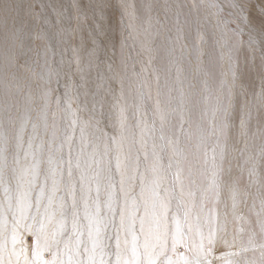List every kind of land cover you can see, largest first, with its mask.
<instances>
[{
	"label": "snow or ice",
	"instance_id": "obj_1",
	"mask_svg": "<svg viewBox=\"0 0 264 264\" xmlns=\"http://www.w3.org/2000/svg\"><path fill=\"white\" fill-rule=\"evenodd\" d=\"M115 4L122 38L111 56L98 35L75 42L86 16L72 0L75 27L54 11L58 47L41 28L40 58L15 65L23 83L0 108V264H264V193L249 206L244 166L234 178L227 147L241 52L264 44V7L257 26L242 0L191 4L203 15L196 37L212 49L194 44V58L227 64L219 91L229 103L205 128L176 86L178 68L173 80L175 61L164 63L175 52L169 20L179 39L188 5ZM258 98L264 106V86ZM248 131L241 115L239 135ZM247 174L264 188L254 165Z\"/></svg>",
	"mask_w": 264,
	"mask_h": 264
},
{
	"label": "rangeland",
	"instance_id": "obj_2",
	"mask_svg": "<svg viewBox=\"0 0 264 264\" xmlns=\"http://www.w3.org/2000/svg\"><path fill=\"white\" fill-rule=\"evenodd\" d=\"M159 2L163 3L164 0ZM169 2L188 6L183 8L179 17V27L182 29L179 39H176L178 34L175 15L173 14L169 20L173 39L176 40L175 52L171 57L165 56L164 63L167 64L169 60L175 61L171 66L172 77L175 80L178 68L179 82L176 86L182 88L187 97L191 119L194 125L201 124L208 128L212 121V110L218 102L225 106L229 103V97L219 91V81L222 78L220 74L227 72V64L209 62L206 57L205 63L201 65L192 54L194 44L196 47L212 51L196 37V30L203 23V15L193 11L191 4L199 0H169ZM136 3L139 5L140 0H136ZM242 3L246 6L245 11L259 26L260 10L264 7V0H242ZM173 7L175 10V5ZM55 10L64 13L62 16L64 26H76V13L72 8V0H0V108L9 97L14 98L17 84L23 83L19 79L20 74L15 65L40 58L41 45L34 39L35 33L47 27L53 47H58V37L55 35ZM79 14L86 16V20L80 23V31L77 33L75 42L79 43L80 37L87 42L91 36L98 35L105 45V58L111 56L113 46L122 38V17L114 0H80ZM235 18V16L226 15L225 20L230 23ZM45 20L51 23L45 25ZM97 25H99L98 30ZM209 31H211L210 28ZM233 31L238 29L233 27ZM262 56H264V44L260 49L249 52L245 48L241 52L242 90L237 87L231 94L236 122L229 131L227 139L228 161L232 167V176L234 178L240 176V166H244L239 186L241 191L248 193L246 199L249 206L253 200H256L257 208L264 188L260 184L249 183L247 169L254 165L257 173L264 175V106L258 98L264 86V72L261 71ZM14 74L18 77L17 79H13ZM205 111L207 116L204 115ZM241 115H245L248 119L249 131L246 137L239 135ZM185 127L188 126L185 125ZM245 160L248 161L247 164H244ZM228 166L226 163L225 167ZM9 247H11L10 243ZM232 250L237 251L238 248ZM246 255L252 258L253 253L249 252ZM46 258H48L47 254ZM234 259H240V257Z\"/></svg>",
	"mask_w": 264,
	"mask_h": 264
},
{
	"label": "clouds",
	"instance_id": "obj_3",
	"mask_svg": "<svg viewBox=\"0 0 264 264\" xmlns=\"http://www.w3.org/2000/svg\"><path fill=\"white\" fill-rule=\"evenodd\" d=\"M114 3H115V0H114ZM115 6H116V4H115Z\"/></svg>",
	"mask_w": 264,
	"mask_h": 264
}]
</instances>
